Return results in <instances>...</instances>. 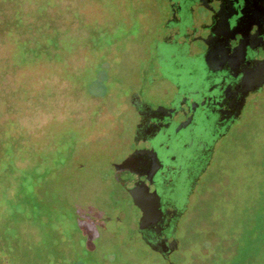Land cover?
Returning <instances> with one entry per match:
<instances>
[{"label":"rangeland","instance_id":"1","mask_svg":"<svg viewBox=\"0 0 264 264\" xmlns=\"http://www.w3.org/2000/svg\"><path fill=\"white\" fill-rule=\"evenodd\" d=\"M168 13L167 0H0V264H264V240L235 257L229 238L260 223L264 239V89L217 143L178 250L165 259L139 235L144 202L117 167L136 150L132 96L165 98L145 74Z\"/></svg>","mask_w":264,"mask_h":264},{"label":"flooded vegetation","instance_id":"2","mask_svg":"<svg viewBox=\"0 0 264 264\" xmlns=\"http://www.w3.org/2000/svg\"><path fill=\"white\" fill-rule=\"evenodd\" d=\"M167 4L163 34L154 48V70L145 74L151 76V86L165 85V98L150 106L132 96L139 116L136 150L119 169L129 172L136 185L157 191L160 214L148 211L151 223L144 232L153 245L161 243L163 255L147 246L165 259L179 248V224L212 165L211 160L201 176L213 143L230 133L250 97L264 89V0ZM143 85L149 86L146 81Z\"/></svg>","mask_w":264,"mask_h":264},{"label":"water","instance_id":"3","mask_svg":"<svg viewBox=\"0 0 264 264\" xmlns=\"http://www.w3.org/2000/svg\"><path fill=\"white\" fill-rule=\"evenodd\" d=\"M229 130H230V127H228L224 131L223 135H226L229 132ZM218 141H219V139H217L215 141V143H213L212 154H211V156L209 158L210 160L208 161L209 163L202 169V171L200 173L201 176L206 172L207 167L209 166L211 160L213 159L215 145L218 143ZM123 165H119L117 167V171H118L117 175H118L119 182L121 183L123 188H125L126 191L133 197V199L144 202L143 207H142L143 217H142L140 225H139L140 233H142V234L144 233L143 234V239L151 248L157 250L159 253H161L163 255L164 252H163L161 243H159L158 245L157 244L153 245L152 242L148 239V237L146 238L145 232H144V229L151 223V220H150V217H149L150 214L148 213V211L152 210V211L158 212V214H160L159 207L157 205L158 201L160 202V199H159V196L157 195V191L155 189H152V187H148L146 184L136 185L137 182L133 181L131 179L132 177L130 175H128L129 172L120 171ZM124 173L128 175V178L122 177V174H124ZM148 200L151 201V203H152L151 206H150V203H149ZM145 202H147V206H145ZM184 212H187V207L184 210Z\"/></svg>","mask_w":264,"mask_h":264},{"label":"trees","instance_id":"4","mask_svg":"<svg viewBox=\"0 0 264 264\" xmlns=\"http://www.w3.org/2000/svg\"><path fill=\"white\" fill-rule=\"evenodd\" d=\"M9 19L10 22L15 18L13 12H10ZM47 33V31H46ZM62 36H59V38L56 39V46L57 49L61 50V45H60V38ZM48 38V37H47ZM43 43V42H41ZM40 51H42V54H45L47 51H49V49L47 47L42 48ZM263 218H264V213H263ZM253 223H248L247 225H245L244 227H241V232H237V231H233L230 235L229 238H231V245L232 247H236L238 248V254L235 257H238L240 255L241 252H243V250L248 246L249 241L253 240L254 243H259L261 241H263L264 239L262 238L263 236V232L259 231V229L261 228V224L258 223L256 225V227H252ZM139 235H140V228L138 230ZM143 242L147 245V243L144 241V239L142 238ZM249 260V257L246 256L244 259V263L246 261ZM235 261V260H234ZM233 261V262H234ZM232 262V263H233Z\"/></svg>","mask_w":264,"mask_h":264}]
</instances>
